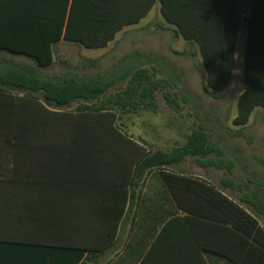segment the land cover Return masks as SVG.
<instances>
[{
  "label": "trees",
  "instance_id": "obj_1",
  "mask_svg": "<svg viewBox=\"0 0 264 264\" xmlns=\"http://www.w3.org/2000/svg\"><path fill=\"white\" fill-rule=\"evenodd\" d=\"M155 2L0 0V148L7 145L18 148L25 145L60 146L58 150L44 149L46 153L62 158L56 185L47 184V188L56 187L64 193L76 189L78 184L84 189H94L97 184L101 190L117 192H127L126 187L130 185L133 191L147 176L159 175L175 192L177 206L185 213L184 217L174 216L161 234L168 224L176 221L186 225L196 220L206 222L214 228H222L223 244L208 243L204 251L231 264H249L247 257L250 255L254 264H264V225L260 223V219H264V189L252 188L250 181L234 178L235 163L226 158L225 150L210 139L204 127L193 129L181 146L168 151H145L117 126L116 112H156L159 91L173 107H178L179 92L182 99H189L192 93L181 72L171 67L169 77L159 78L155 66L149 69L134 65L141 55L135 52L126 54L105 73L79 75L67 71L60 76L43 73L54 64V47L61 39L88 48L105 47L125 25L146 16ZM161 3L163 16L176 27L173 29L175 36L189 41L188 50L173 52L192 58L200 56L206 72L205 90L224 91L230 84L236 63L237 34L242 25L240 9L193 5L190 0H161ZM245 25V87L238 97V113L233 119L237 126L246 125L257 106L264 107V88H258L254 83L250 69L253 24L246 22ZM9 53L25 56L33 63L17 61L9 57ZM159 61L163 62L164 58L159 56ZM97 62L98 59L90 60L91 65ZM172 86L176 91H172ZM106 97L107 101H102ZM73 103H79L75 112L61 111ZM22 151L17 149L16 152ZM0 152L7 153L2 149ZM84 154L85 160L78 163V174L76 160ZM105 156L113 160L111 177L103 176L99 168L104 164ZM189 158L202 168L224 171L220 185L170 170ZM18 173L15 168L14 174ZM181 188L186 192L184 199L178 195ZM225 190L238 195L232 197ZM118 222L119 218L116 228ZM116 228L108 236L107 245L114 240ZM46 233L50 240V232ZM74 250L82 261L88 248ZM96 257L92 250L81 264H88ZM109 264L134 263L117 259ZM140 264L208 263L203 258L194 262H151L145 257Z\"/></svg>",
  "mask_w": 264,
  "mask_h": 264
},
{
  "label": "crops",
  "instance_id": "obj_2",
  "mask_svg": "<svg viewBox=\"0 0 264 264\" xmlns=\"http://www.w3.org/2000/svg\"><path fill=\"white\" fill-rule=\"evenodd\" d=\"M190 4L240 9L242 25L237 34L236 63L229 86L233 83L239 59L243 64L241 74L245 84V23L248 22L253 24L252 46L249 50L252 80L258 88H264V0H190ZM161 6V0H156L146 16L134 24L125 25L108 45L102 48L109 49L121 34L134 29L136 48L133 53H141L136 58V63L153 69L160 61L157 54L149 51V38L154 37L157 30L171 32L173 37L177 38L173 32L176 27L165 19ZM63 43L76 44L61 39L54 50ZM185 43V50H188L189 41L185 39ZM8 56L18 59L17 61L33 63L31 59L21 56L10 53ZM199 58L201 59L200 56ZM256 118L264 120L262 105L254 109L247 124ZM1 149L7 153L0 152V264H81L92 250L96 252L97 257L91 259L88 264H109L117 259L140 264L145 257L151 262H194L203 258L208 264H231L203 250L208 243L223 244L222 228H214L199 220L188 225L176 221L174 224H168L161 234L164 226L170 223L174 216H185L184 211L177 206L175 192L164 184L163 177L149 175L133 191L130 185H127V192L101 190L97 184L94 189H84V186L80 187L78 184L76 189L64 193L56 187L47 188V184L56 185L58 165L61 164L62 158L58 154L46 153L44 149L58 150L60 146L25 145L18 148L15 145H7ZM17 149L23 151L16 152ZM78 157L80 160H76V172L80 174L78 163L86 157L85 154ZM112 161L109 156H105L104 164L99 167L103 176L111 177L114 169ZM15 168L18 169V174H14ZM170 170L183 172L175 168ZM186 177L211 183L202 176L186 174ZM178 193L182 199L186 196L183 188ZM115 228V238L107 245L106 240ZM46 232H50V240L47 239ZM75 248H88L82 261L78 258ZM247 258L249 264H254L251 255Z\"/></svg>",
  "mask_w": 264,
  "mask_h": 264
},
{
  "label": "rangeland",
  "instance_id": "obj_3",
  "mask_svg": "<svg viewBox=\"0 0 264 264\" xmlns=\"http://www.w3.org/2000/svg\"><path fill=\"white\" fill-rule=\"evenodd\" d=\"M135 38L136 31L131 29L121 34L118 41L112 43L107 50L88 48L77 42L63 43L56 47L54 64L44 69L43 73L60 76L67 71L79 75L108 72L117 65L121 57L135 51ZM148 43L150 52L164 58L163 62L155 66L159 70L158 77H169L171 67H175L183 74L192 96L185 100L181 98L182 94L179 92L178 107H173L167 104L163 92L159 91L156 95L158 103L156 112L149 110L138 113L116 112L117 126L143 146L145 151H168L181 146L193 129L202 126L210 135V139L225 150L226 158L235 163L234 178L243 182L250 181L252 188L264 189V120L256 118L244 126L233 123L238 113V96L244 87L242 61L239 59L237 62L232 85L224 91L207 92L206 72L201 59L173 52L186 49L184 38H174L171 32L157 30V34L149 38ZM93 59H98L96 65H91L90 60ZM134 65L141 66L136 62ZM172 91L176 89L173 87ZM107 98L102 101H107ZM78 104L73 103L61 111L75 112ZM175 169L189 175L205 177L216 186L220 185V180L225 175L222 170L200 167L193 158L187 159ZM225 191L232 197L238 195L237 192ZM260 223L264 225V219L261 218Z\"/></svg>",
  "mask_w": 264,
  "mask_h": 264
}]
</instances>
